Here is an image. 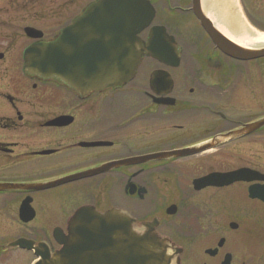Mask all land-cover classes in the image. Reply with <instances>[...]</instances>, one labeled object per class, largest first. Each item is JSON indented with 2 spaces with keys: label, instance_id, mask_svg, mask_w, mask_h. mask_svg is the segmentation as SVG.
I'll use <instances>...</instances> for the list:
<instances>
[{
  "label": "flooded vegetation",
  "instance_id": "1",
  "mask_svg": "<svg viewBox=\"0 0 264 264\" xmlns=\"http://www.w3.org/2000/svg\"><path fill=\"white\" fill-rule=\"evenodd\" d=\"M93 1L0 0V264L37 259L20 239L55 250L85 205L124 209L170 241L173 264H264V126L230 135L264 116V58L223 53L192 0H150L141 37L163 27L176 60L144 54L130 81L83 95L25 70V49Z\"/></svg>",
  "mask_w": 264,
  "mask_h": 264
},
{
  "label": "water",
  "instance_id": "2",
  "mask_svg": "<svg viewBox=\"0 0 264 264\" xmlns=\"http://www.w3.org/2000/svg\"><path fill=\"white\" fill-rule=\"evenodd\" d=\"M192 9L226 55L244 61L264 57V44L244 46L226 36L206 13L204 0H192ZM154 15L150 0L93 1L54 40L35 42L25 49V70L45 78L58 77L82 95L119 87L135 76L144 54L160 60L178 58L177 48L169 44L175 42L174 38L163 27H152L148 42L140 36ZM31 35L41 37L42 33ZM261 126L264 116L230 135H244ZM206 147L152 156L177 155ZM117 164L113 162L106 167ZM246 173L247 169H242L226 175L234 181L246 179ZM56 240L60 248L54 251L45 243L40 242L41 248L25 239L10 246L35 249L39 259L34 264H173L176 258L170 251L169 240L152 229L135 230L132 218L119 208L105 212L92 205L78 208L68 221L67 233L58 231Z\"/></svg>",
  "mask_w": 264,
  "mask_h": 264
},
{
  "label": "bare ground",
  "instance_id": "3",
  "mask_svg": "<svg viewBox=\"0 0 264 264\" xmlns=\"http://www.w3.org/2000/svg\"><path fill=\"white\" fill-rule=\"evenodd\" d=\"M227 0H204V9L214 24L229 38L244 46H261L264 44V33L251 30L238 23L237 16H232ZM219 4V5H218ZM226 15V16H225ZM222 21L219 20V18Z\"/></svg>",
  "mask_w": 264,
  "mask_h": 264
},
{
  "label": "rangeland",
  "instance_id": "4",
  "mask_svg": "<svg viewBox=\"0 0 264 264\" xmlns=\"http://www.w3.org/2000/svg\"><path fill=\"white\" fill-rule=\"evenodd\" d=\"M227 1V7L231 8V11L233 13L232 16H237L239 24H242V26H248L251 30L255 32L264 33V0ZM245 12H248V14L250 15L247 16V13ZM262 63L264 65V60ZM30 258L31 257H29V259Z\"/></svg>",
  "mask_w": 264,
  "mask_h": 264
}]
</instances>
